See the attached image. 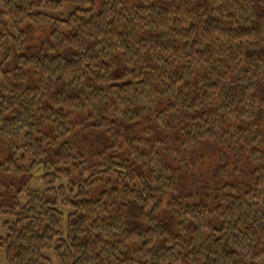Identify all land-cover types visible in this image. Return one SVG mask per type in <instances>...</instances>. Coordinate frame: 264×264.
<instances>
[{
  "label": "trees",
  "instance_id": "obj_1",
  "mask_svg": "<svg viewBox=\"0 0 264 264\" xmlns=\"http://www.w3.org/2000/svg\"><path fill=\"white\" fill-rule=\"evenodd\" d=\"M0 139L3 264H264V0H0Z\"/></svg>",
  "mask_w": 264,
  "mask_h": 264
},
{
  "label": "rangeland",
  "instance_id": "obj_2",
  "mask_svg": "<svg viewBox=\"0 0 264 264\" xmlns=\"http://www.w3.org/2000/svg\"><path fill=\"white\" fill-rule=\"evenodd\" d=\"M2 146H4V140H1L0 139V161L3 159V157L7 154V153H10L11 152V148L7 147L6 149L3 148ZM0 176H1V173H0ZM6 180V178H5ZM29 185L31 187H41L42 184H41V181L39 180V177H35L34 176V179L29 183ZM0 189H1V186H0ZM11 216L8 214V213H1L0 212V233L2 234V227H1V223L2 221L4 220H8L10 219ZM45 255L49 256L53 263H57L56 259H55V256H53L52 254V250L51 249H47L44 251ZM0 262L3 264L4 260H3V254H2V251L0 250Z\"/></svg>",
  "mask_w": 264,
  "mask_h": 264
}]
</instances>
